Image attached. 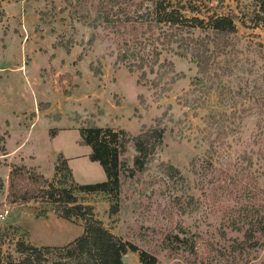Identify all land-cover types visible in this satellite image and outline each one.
I'll use <instances>...</instances> for the list:
<instances>
[{"label": "rangeland", "instance_id": "374dc122", "mask_svg": "<svg viewBox=\"0 0 264 264\" xmlns=\"http://www.w3.org/2000/svg\"><path fill=\"white\" fill-rule=\"evenodd\" d=\"M192 2L233 14L231 50L204 73L190 54L163 50L160 59L172 63L155 65L138 83L140 71L117 58L120 31L101 20L96 0H0V128L8 130L7 153H0L3 254L19 258L22 240L51 246L42 250L43 264H75V252L52 246L84 228L81 217L58 216L48 202L12 200L8 172L17 163L73 184L105 227L136 246L122 264H142L143 250L155 264H264V17L255 15L264 0ZM94 124L123 128L129 137L162 129L144 165L124 169L120 191L76 187L106 179L90 145L78 142L79 129ZM136 153L129 140L127 165ZM59 155L72 175L56 169ZM245 205L261 245L239 251L233 246L244 239Z\"/></svg>", "mask_w": 264, "mask_h": 264}, {"label": "trees", "instance_id": "16d2710c", "mask_svg": "<svg viewBox=\"0 0 264 264\" xmlns=\"http://www.w3.org/2000/svg\"><path fill=\"white\" fill-rule=\"evenodd\" d=\"M71 2L72 0H66ZM263 2V0H260ZM97 11L101 20L120 31L122 39L117 58L123 61L130 70L140 71L137 82L141 83L148 73L155 71L171 60H161L163 50H174L179 55L190 54L199 72H207L221 55L228 53L234 44V35L238 27L233 14L204 11L192 0H96ZM264 17V6L260 3ZM192 11L187 14L186 10ZM259 21V20H258ZM139 25H147L149 34L138 29ZM123 28V30H120ZM198 30V32H197ZM80 130L79 143L91 147L89 157L98 160L106 173V179L96 182L78 183L76 187L84 191H120L122 189L124 169L141 168L162 139L161 127L153 126L129 137L123 128L114 129L98 124L83 126ZM8 130L0 128V153H7L5 141ZM131 140L137 151L133 156V164H126L122 156ZM1 163V160H0ZM165 163V162H163ZM166 171L178 173L173 164H166ZM63 168L72 175L67 159L59 155L56 169ZM8 196L12 200L27 201L39 199L52 205L54 212L61 217H81L84 228L81 234L61 246L53 248L75 252L78 262L75 264H122L123 254L136 246L123 240L104 226L90 203L78 198L75 186L67 184L63 178L56 181L49 178L35 167L12 163L8 172ZM239 214L247 226L244 239L233 246L239 251H249L261 245L254 236V212L249 205L241 206ZM241 229V226H236ZM264 234V228L260 229ZM16 250L21 252L19 258L0 250V264H43L40 262L42 250L50 249L49 245L36 246L22 240L16 242ZM139 259L142 264H155L156 256L141 251Z\"/></svg>", "mask_w": 264, "mask_h": 264}, {"label": "crops", "instance_id": "0c3cea01", "mask_svg": "<svg viewBox=\"0 0 264 264\" xmlns=\"http://www.w3.org/2000/svg\"><path fill=\"white\" fill-rule=\"evenodd\" d=\"M21 67V66H20Z\"/></svg>", "mask_w": 264, "mask_h": 264}]
</instances>
